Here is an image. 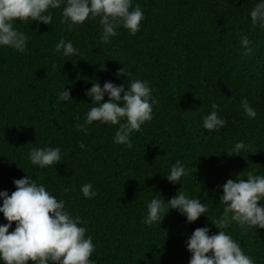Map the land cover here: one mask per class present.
<instances>
[{
    "label": "trees",
    "instance_id": "trees-1",
    "mask_svg": "<svg viewBox=\"0 0 264 264\" xmlns=\"http://www.w3.org/2000/svg\"><path fill=\"white\" fill-rule=\"evenodd\" d=\"M257 2L133 0L144 14L140 31L132 36L118 28L107 44L100 40L99 17L71 29L61 23L60 9L53 10L50 25L15 21L28 45L24 53L0 48V192L11 195L13 180L26 175L45 185L85 222L95 264H189L186 240L194 230L219 231L211 220L222 214L226 181L246 180L247 171L264 175V29L254 28L249 15ZM242 35L253 49L248 55ZM60 39L70 40L79 55L56 53ZM125 66L132 78L151 82L157 101L152 120L131 134L132 148L113 142L119 125L94 122L87 135L76 127L94 106L84 94L92 82L126 88L127 77L115 75ZM61 87L71 100L54 107ZM242 99L257 112L255 119L244 115ZM213 103L227 124L209 133L202 117ZM241 140L247 150L229 156ZM36 147H59V163L31 165L29 152ZM177 160L189 174L172 184L164 176ZM85 183L93 185L94 198L83 197ZM181 188L207 205V217L187 223L169 210L161 223H142L151 198L168 202ZM6 223L0 213V224ZM14 229L15 222L9 232ZM223 230L254 264H264V229L245 232L233 223Z\"/></svg>",
    "mask_w": 264,
    "mask_h": 264
},
{
    "label": "clouds",
    "instance_id": "clouds-1",
    "mask_svg": "<svg viewBox=\"0 0 264 264\" xmlns=\"http://www.w3.org/2000/svg\"><path fill=\"white\" fill-rule=\"evenodd\" d=\"M60 9L61 23L71 29L83 24L86 20L99 17L101 26L100 40L107 44L118 35L117 29L128 30L134 36L140 31L144 14L139 5L133 7V0H0V48L8 47L18 53H24L28 45V37L14 27V22L36 21L50 25L53 21V10ZM251 24L254 28L264 29V0H258L250 11ZM244 55L252 52L247 36H241ZM56 53L64 57L79 55V49L73 43L60 39L54 45ZM55 67V65H54ZM116 78L127 77L124 85L111 81L101 84L96 81L84 94L94 106L86 113L83 123H77L79 131L88 134L89 126L94 122L109 125H119L113 142L132 148L131 134L139 132L144 124L153 118V107L157 103L152 96L151 82L132 78V73L125 66L117 71ZM123 94V95H122ZM57 101L54 107L71 100L70 90L61 87L56 93ZM107 96V102L104 97ZM244 115L255 119L257 112L247 99L241 100ZM209 114L202 117V128L206 132H219L227 124V120L218 113L220 106L211 105ZM85 149L81 142L78 145ZM249 146L243 140L235 142L226 152L229 156H242V151ZM31 165L45 169L56 165L61 159L59 147H36L29 152ZM189 174V169L177 160L164 176L172 184H181L183 177ZM233 180L228 179L222 186L220 197L222 214L211 220L219 230L210 235V229L205 226L197 228L186 240V248L191 253L189 264H254V261L244 254L240 244L223 229L233 223L245 232L264 229V175H256L247 171ZM32 176L26 175L13 180L15 191L0 192V213L6 224H0V264H95L90 257L95 252L91 235L86 236L85 222L79 216H73L66 208L63 199H57ZM220 187V186H218ZM84 198L91 199L97 195L91 183L81 187ZM258 202L261 206H258ZM169 210H177L187 223H193L201 216H206L208 208L198 197H190L181 190L168 202L153 197L147 204V210L142 223L152 227L160 222ZM207 217V216H206ZM15 222V229L9 232ZM210 253V255H209Z\"/></svg>",
    "mask_w": 264,
    "mask_h": 264
}]
</instances>
